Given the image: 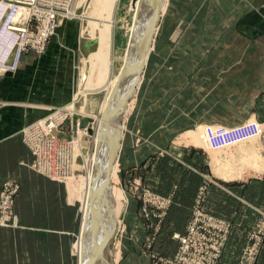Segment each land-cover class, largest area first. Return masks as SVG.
Wrapping results in <instances>:
<instances>
[{
  "label": "rangeland",
  "instance_id": "374dc122",
  "mask_svg": "<svg viewBox=\"0 0 264 264\" xmlns=\"http://www.w3.org/2000/svg\"><path fill=\"white\" fill-rule=\"evenodd\" d=\"M134 1L135 0H75L73 2L71 6L72 16L59 19L55 34L49 37L47 41L48 44L51 38L55 39V37H57L58 39H62L63 47L61 49L64 51L63 54L66 57L71 55V58H76L75 72L79 80L76 85L77 87L72 88V90H75L73 91L69 103L72 102L50 109L46 116L31 123L33 124L40 119H47L46 123H48V120L52 118L51 120H53L54 124L51 130L52 137L51 135H44L47 129L38 127L39 129L34 128L35 135L29 138L30 141L28 142V140L25 141V139H23L24 135L22 134V130L31 124L24 126L20 131L21 142L31 156L29 164L30 170L49 182H58V184L63 187L61 190L62 195H59V217L64 221V228L66 223H68V214H70L71 209H74V207L78 205L77 200L70 199L66 183L70 180H77L78 182V187L80 189V219L78 218L79 226L77 229H79V234L77 233L76 237H73V240L69 242L68 252L70 255L71 247V264H78V252H76L77 243L83 228L82 220L85 211L83 203L86 199L88 171L91 166L90 156H92L96 141V131H94L96 129V119L87 116V113L93 109L95 111L98 109L99 103L103 98V93L102 91L100 93L97 92L103 87H107L105 89L111 87L113 84V75L117 68L123 63L121 57L122 53L127 50L125 41L127 32L130 28ZM165 1L164 11H158L159 14L157 13L156 15L157 24H154L153 34L151 36L152 39H150L149 52L146 58V60H148L147 65L145 66V60L139 83L129 90L130 92H128L125 97V101L122 102L121 117H119L120 119L117 122L120 129L123 126V129H121L122 131H119L117 141L119 149H117L118 152L116 153L117 176L115 183L109 186V192L107 194L108 199H106V201L109 200L107 202L109 217L106 219L103 225L104 227L101 226L105 228V232L102 234V239L98 243L97 253L95 251V255H91L93 256L91 257L93 260L90 258V264H116L122 246L143 248L153 264H171V260L175 257L177 252L183 249L182 243L174 238L175 234L172 236V241L164 240V236H158L161 231L163 219L171 204L169 196H159L149 188L143 187L141 182L136 183L137 178L129 174H127L128 176L123 174L124 172L121 169L119 159L121 154L120 148L122 147V140L130 133L133 135L138 133L139 136H147L150 131L158 129L159 133L157 136H159V141H162L164 138L169 141L164 149L160 147L161 149L158 150L157 153L160 154L159 158L153 159L154 161H152L153 163L151 164L153 166V173H149L147 183H152L154 177H158L161 183H166L175 177L176 168L179 166V163L174 157L166 155V153H170L167 150L169 145L173 147L172 151L182 152L183 149L188 151L189 156L183 155L182 157H186V161H183L191 167L198 170L201 169L202 173L209 177V180L212 182H228L231 184L235 181L245 179L264 180V122H261L263 131L260 137L258 134L246 138H244V135H241L238 140L228 145L213 147L209 136V131L213 136L218 129L221 128L235 129L242 126H249L248 124L257 123L253 117L249 116L253 113L250 104L253 98H260L262 94L257 96L260 91H264V79L262 78L264 74V63L254 58H264V55L262 49L258 48L257 43L254 44L249 40L251 36L248 35V22H246V17L242 20L240 18L239 31L237 29H232L230 23L232 22L231 18L224 19L225 24L226 21H228L231 26L229 31L225 30L219 34L216 32V28L212 29V27L216 26V21H214L215 15L210 14V12H205L200 8L198 3L195 4L191 0H184L182 2H180V0ZM205 1L207 0H204V2ZM156 2L155 0L145 1V6H147L145 11L148 12L151 5H155ZM226 2L229 1L227 0ZM203 6L205 7V3L201 5V7ZM210 18H212L213 21H210ZM174 19H177L180 24L185 23L186 33H179L180 37L177 41L184 43L185 40L188 42L192 40L193 43H189L187 47L184 45L175 47L174 41L176 40H174V38L169 41L167 40L170 30L175 24ZM200 24H202L201 30ZM234 33L236 35L238 34L237 39L240 41L239 46V43H234V45L227 44L228 40L235 36ZM113 34L115 37L114 42L112 41ZM93 35L98 36L97 42L89 40ZM201 35L204 36V38L201 39ZM259 37L260 36H258L257 39ZM217 38L218 43L221 38L224 40L223 46H216ZM137 39L138 37H134L133 51L138 44ZM154 58H191L190 61H192L193 65L199 58H207L206 63L209 67L206 71L201 72V77L193 75L198 71V68L196 67V69L193 70L191 67V74L189 75H192V79L190 80L191 83H193L191 87L185 89V91H188L187 94L182 93L179 95L180 100H182L183 97L185 98L183 102L180 103V100H177V95H174L182 89L183 85L181 86L179 82H183V79L182 81L173 79V81L170 82L176 81L177 83L176 86L174 84L170 85L169 90H172L173 94H167L165 88L161 91L159 90L160 93L163 92V94H156V98H154L157 100V98L163 97L165 100L160 101V103L156 105L168 107L167 109H148L150 107L148 104L145 106L146 109H142V106L141 108L139 106L142 103L144 94L151 91L152 88L157 93L158 83L168 82L167 77L161 78L160 81H158L157 78L151 79L153 73L150 69ZM202 65L206 66L205 64ZM166 72H168V70H166ZM80 75L83 77L80 78ZM165 76H167V73H165ZM153 80L155 81L153 82ZM195 81L197 83H194ZM148 98L152 99L153 97L149 96ZM259 106L258 108L262 110H258L257 112L260 115H264V107L261 106V103ZM82 112L85 115L82 114ZM142 113H145L143 117L149 118V121L146 122H170L171 125L165 126L164 128L145 125L142 127L143 129L140 127L138 129L139 132H137V129L132 128V126H134L135 120L140 118L139 116L142 115ZM136 115L138 117H136ZM219 121L230 122L232 126L216 124ZM142 132L145 134H142ZM249 138L251 143L250 141H246V139L249 140ZM138 140L142 142L143 138L140 137ZM243 142H245V145ZM72 145L77 146V152L74 151L75 154L73 153L75 156L73 160H71ZM240 149L243 150L241 151L242 153ZM248 150L252 151L248 152V154H255L256 152L257 154L255 155H257V157H262V159L259 158L260 162L258 160L259 165L257 164L261 168L255 169L252 163L253 161L251 160L248 163L247 161L249 158H244ZM240 156H242L245 161L247 158L246 164ZM238 157L239 159H237ZM215 158L220 159L218 160L219 162L216 161L217 159L215 160ZM239 162L242 164L240 165ZM250 163H252V165ZM234 164H236V166ZM237 164L239 166H237ZM221 165L227 166L228 168L225 169L227 171H232L233 167L234 172L232 171L233 173L231 172L229 175H226L230 180H223L218 177L219 174L216 173V171L218 168H222ZM241 166L244 167L242 168ZM75 168L76 171H74ZM222 170L223 168L219 172H222ZM52 177L56 180H53ZM184 177H187V174L179 176V179ZM147 185L151 187L152 184ZM202 188L205 191V188ZM21 191L22 184L17 180L10 177H3L0 179L1 230H15L10 227H13L17 220L16 202ZM48 191L49 194L52 193L51 190ZM204 191L203 193H205ZM200 192L201 191H199V193L197 192L198 194L195 197L191 210V217L186 225L185 232L176 233L180 238L186 236L187 226L190 221L194 219V207L199 200V196L204 195H200ZM115 194L120 196L119 200L115 198ZM153 196L158 198L162 197L167 201L169 200L170 203H168L169 205L167 207L165 206V208L160 205V203H156V199H153ZM130 198H133V200L137 202L138 217L142 220L145 230L147 229V237L143 243L140 239H137L140 242L134 240L135 238L129 239L131 237L129 232L134 231L133 227L128 231L129 227L126 223L129 213L127 206L130 202ZM263 204L260 208L256 209L258 220L262 218L258 210H261L262 207V211L264 210ZM217 219L226 222L223 219ZM222 221H219L222 223L220 228L217 226L209 227L205 224L200 225V222L197 223L195 228L197 232H201V234L193 239L195 242L192 241V249L199 251L200 254L196 256L197 259L191 261H194L196 264H250V262L256 264L263 243H261V245L259 244L257 249L258 253L254 258L251 257L250 259L248 253H245V251L253 242V240L250 239L252 232L249 237H247L242 251L240 250L241 252H239L240 254H237L238 256L223 258V250L228 242L231 224ZM225 224L228 225V233L226 235L223 231ZM256 225H254L256 230H254L256 232L255 235L257 236L256 241L260 243L264 240V231L261 232L262 228L258 226L260 230L258 233ZM34 233L35 232H30V237H36ZM213 238H215L216 244H213ZM261 238L262 240L260 241L259 239ZM32 241L33 240L30 238V242ZM173 241L176 242H174L176 248L174 254H171V256L168 254L173 250L172 244L170 243ZM200 241H202V244H200ZM37 242H39V240H37ZM211 246L216 247V249H212ZM217 248L218 253H216ZM101 253L103 255H101ZM205 254L208 256V261L205 260ZM96 259L101 262H96ZM103 261L105 263H103Z\"/></svg>",
  "mask_w": 264,
  "mask_h": 264
},
{
  "label": "crops",
  "instance_id": "0c3cea01",
  "mask_svg": "<svg viewBox=\"0 0 264 264\" xmlns=\"http://www.w3.org/2000/svg\"><path fill=\"white\" fill-rule=\"evenodd\" d=\"M182 1L184 0H180V2ZM191 1L195 4L198 3L205 12L215 15L216 26L212 29L216 28V32L219 34L225 30L229 31L231 25L233 30L237 29L239 31L240 18L242 20L246 17L248 35L251 36L249 40L254 44L257 43L258 48L262 49L264 55V0ZM204 3L205 7H201ZM229 18L232 19L231 25L228 21H226V24L224 22V19ZM210 21H213L212 18H210ZM174 23L167 40L174 38L176 40L174 41L175 47L181 45L187 47L189 43L192 44V40L189 42L185 40L184 43L177 41L180 37L179 33H186V28L185 23L180 24L177 19H174ZM201 29L202 24H200ZM257 34L260 36L258 39ZM237 35L235 34L230 38L227 44L239 43V46L240 41L237 39ZM97 37L93 35L89 40L97 42ZM114 39L113 34V42ZM217 40L218 38L216 39V46L224 45L222 38L219 43ZM62 47V39L51 38L42 54L36 55L32 52L22 54L15 72L0 76V179L10 177L22 184V191L16 202L17 220L15 225L10 227L15 230L5 231L0 229V264H71V247L70 255L68 252L69 242L73 240V237H76L77 233L79 234V229H77L79 226L78 218L80 219V189L78 182L77 180H70L66 183L70 199L77 200L78 205L71 209L70 214H68L69 224L66 223L64 228V221L59 217V195H62L61 190L63 187L58 182H49L30 170L31 156L22 144L20 137V131L24 126L46 116L50 109L69 103L75 90H72V88L77 87L79 77L75 72L76 58H71L70 54L66 57L63 54ZM190 59L154 58L150 69L153 73L151 79L157 78L160 81L161 78L167 77L168 82H159L157 93L153 88L145 93L139 107L142 106V109H146L145 106L148 104L150 105L148 109H167L168 107L156 105L165 100L163 97L157 98V100L154 98H156V94L159 95L160 91L165 88L167 94H173V91L169 90L171 84L175 86L177 84L176 81L170 82L173 79H179L180 81L183 79V82H179L181 86L183 85L182 89L174 94L177 95V100H180L179 95L182 93L187 94L188 91H185V89L191 87L193 83L190 80L192 75H189L191 74V67L193 70L196 67L198 68V71L193 75L200 77L202 76L201 72L206 71L209 67L206 63L207 58H199L198 61L194 62V65ZM254 59L261 60L264 63V58ZM147 62L148 60H146L145 66ZM165 73H167V76H165ZM81 77L83 76L80 75ZM262 78L264 79V74ZM105 88L107 87L101 88L97 93ZM160 94H163V92ZM258 95H261L260 98L255 97L251 101L250 107L253 113L249 116L261 123L264 122V115H260L257 111L260 110L258 108L260 103L264 107V91H260ZM149 96L153 98H148ZM184 99L183 97L179 102H183ZM144 114L142 113L139 116L140 118L134 119L136 122L132 128H136L137 132H139L140 127L143 129L142 127L145 125L156 128L171 125L170 122H146L149 121V118L143 117ZM136 117L138 116L136 115ZM216 124L232 126L230 122L224 121H219ZM158 133V129L150 131L147 136L130 133L122 140L119 156L124 175L128 176L127 174H129L137 178L136 183L141 182L143 187L149 188L159 196H169L171 199L169 210L163 219L158 236H164V240L172 241L173 234L185 232L186 225L191 217L195 197L201 191L202 194L200 192V195L204 194L201 196L202 210L231 224L228 242L223 250V258L238 256L237 254L242 251L247 237L255 230L254 225L258 220L256 209L264 203V180L245 179L231 184L228 182H212L209 177L202 173L201 169L198 170L185 163L186 157L182 156L186 155L188 157V151L184 149L182 152L172 151L173 147L169 145L167 150L170 153H166V155L174 157L179 163L173 181L169 180L166 183H161L158 177H154L152 183H147L149 173H153V166L151 165L153 159H158L160 154L157 152L161 149L160 147L164 149L167 146L166 144L169 143L166 138L159 141ZM142 134L145 133L142 132ZM140 137L143 138L142 142L138 140ZM183 174H187V177L179 179V176ZM147 184L152 185L149 187ZM202 187L205 188V191ZM48 190H51L52 193L49 194ZM115 196L119 200L120 196L116 194ZM127 208L129 211L126 219L129 227L128 231L132 227L134 229V231L129 232L131 234L129 239L135 238L136 241L140 239L143 243L147 237V229L145 230L142 220L138 217L137 202L130 198ZM30 232H35L36 237H30ZM30 238L33 240L32 242H30ZM174 242H170L173 250L168 255H173L175 252L176 242ZM147 255L143 248L122 246L116 264H153ZM256 264H264V242Z\"/></svg>",
  "mask_w": 264,
  "mask_h": 264
},
{
  "label": "bare ground",
  "instance_id": "6f19581e",
  "mask_svg": "<svg viewBox=\"0 0 264 264\" xmlns=\"http://www.w3.org/2000/svg\"><path fill=\"white\" fill-rule=\"evenodd\" d=\"M145 1L147 0H135L134 1L133 12L131 15L130 28H129V31L127 32V37L125 41L127 50H125L122 53V57H121L123 63L120 67L117 68L115 74L113 75L114 76L113 84L111 85V87L108 89L102 90L103 98H102V101L99 103L98 109H96V111L93 109L89 113H87V116H91L93 119H96V122H95L96 129L94 130L96 131L95 133L96 141L94 144V148H93L94 150H93L92 156H90L91 166L88 171V181L86 185V199L83 203L84 208H85L84 216L82 220L83 228H82V232L80 233L78 237V243H77L76 252H78V255H77L78 264H90V261L92 259L91 257H93L91 255H95V251L97 250L98 243L102 239V234L105 232L104 230L105 228H102L101 226L104 225V223L106 222V219L109 217V214H108L109 210L107 209V202L109 200L106 201V199H108L107 194L109 192L108 191L109 186L115 183L116 176H117V161H116V153L118 149L117 141H118L119 131H122L121 129H123V126L121 129L119 128V125L117 122L120 119L119 117H121L120 114H121V109L123 107L122 102L125 101L124 100L125 97L127 96L128 92H130L129 90L132 89L135 85H137V83H139L140 81V74L143 69V64L149 52V44H150V39H152L151 36L153 34L154 24L157 22L156 15L158 11H162L164 9L165 3H166L165 0H155L157 2L155 3V5L153 6L151 5L149 11L147 12L145 11V9H147V6H145ZM25 15H26V11L22 8H19L16 10L13 17L16 20H21ZM134 37L135 38L138 37L137 39L138 44L137 46L135 45L136 49H134L135 52L132 50L133 45H134L133 43ZM82 114L84 113L82 112ZM43 120L41 119L38 120V123H40L39 121L42 122ZM246 141L247 142L250 141V138L249 140L246 139ZM244 143L245 142H243V144ZM242 149H240V152L243 151ZM247 149H248V146H247ZM74 151L77 152L76 145H72V159L71 160H73V158L75 157ZM252 151H255V150H252ZM252 151L248 150L244 158L245 157L249 158L248 161L246 158V161L248 163L249 161L252 160L253 161L252 163L255 169L261 168L260 166H258L259 165L258 160L260 162L259 158L262 159V157H259V156L257 157V155H255L257 154L256 152L255 154L253 153L254 155L252 153H251L252 155L250 153L249 155L248 152H252ZM244 158L243 157L241 158L243 159V162L245 161ZM216 159L217 158H215V160ZM237 159H239V157ZM218 160L220 159H217L216 161ZM246 161H245V164L247 163ZM252 163L250 164L252 165ZM241 164L242 163H240V165ZM234 165L236 166V164ZM71 166H72V161H71ZM221 166L223 168L222 172L227 173V174H223L222 172H219L222 168L221 169L216 168L217 169L216 173L219 174L218 177H220L223 180H230V178L226 175H229V173L233 171V167H232V171L231 170L227 171L225 170L228 168L227 166H223V165ZM237 166L239 165L237 164ZM241 167L243 168L244 166H241ZM74 171H76V168ZM52 179L56 180L54 179V177H52ZM101 255L103 254L101 253ZM98 261L96 259V262ZM100 262L101 261H99V263ZM103 263L105 262L103 261Z\"/></svg>",
  "mask_w": 264,
  "mask_h": 264
},
{
  "label": "built area",
  "instance_id": "2783aa9c",
  "mask_svg": "<svg viewBox=\"0 0 264 264\" xmlns=\"http://www.w3.org/2000/svg\"><path fill=\"white\" fill-rule=\"evenodd\" d=\"M74 1L75 0H0V76L15 72L22 54L32 52L36 55H40L45 51L47 41L49 37L54 34L57 22H59L58 20L72 16L71 6ZM19 8L24 9L26 15L21 20H16L13 15ZM51 119L52 118L48 120V123H46V119L42 122L39 121L40 123L37 121L23 128V139L29 142V138L35 135L34 128L38 127L47 129L45 134L42 133L45 136L51 135L52 137L51 130L54 124ZM248 125L249 126H242L235 129L221 128L218 129L213 136L209 131L212 146L218 147L221 145H228L238 140L241 135H244V138L254 136L255 134H258L259 137L262 135L263 125L261 123L257 122ZM153 199H156V203H160V205L164 207H167L169 205L168 203H170L169 200L167 201L162 197L158 198L153 196ZM201 201V196H199V200L194 207V219H192L187 226L186 236L180 238L178 234L174 235V238L182 243L183 249L177 252L175 257L171 260V264H196L191 260L197 259L196 256L200 254L199 251L192 249V241L195 242L193 239L201 234V232H197L195 228L197 223L200 222V225L205 224L209 227H221L220 225L222 223L219 221L222 220L205 213L201 209ZM262 208L258 210L262 218L258 220L256 225L257 228L258 226L262 228L261 232L264 231V210L262 211ZM223 231L225 235L228 233V225H224ZM255 231L250 235V239H252L253 242L245 251V253H248L250 259L251 257L254 258L258 253V246L264 241L262 238L259 239L260 241L262 240L260 243L256 241L257 236L255 235ZM259 231L258 228V233ZM212 240L213 244H216L215 238ZM200 244H202V241H200ZM211 248L214 250L216 249L214 246H211ZM216 253H218V248ZM205 260L208 261L207 255ZM250 264L252 263L250 262Z\"/></svg>",
  "mask_w": 264,
  "mask_h": 264
}]
</instances>
